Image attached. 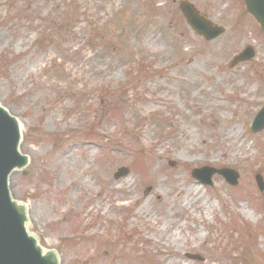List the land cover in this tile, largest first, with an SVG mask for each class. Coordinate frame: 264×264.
Instances as JSON below:
<instances>
[{"label":"rangeland","instance_id":"374dc122","mask_svg":"<svg viewBox=\"0 0 264 264\" xmlns=\"http://www.w3.org/2000/svg\"><path fill=\"white\" fill-rule=\"evenodd\" d=\"M179 1L0 0V104L29 157L9 189L59 264H264V34L242 0H188L225 29L205 42ZM204 165L238 185L199 184Z\"/></svg>","mask_w":264,"mask_h":264},{"label":"water","instance_id":"95a60500","mask_svg":"<svg viewBox=\"0 0 264 264\" xmlns=\"http://www.w3.org/2000/svg\"><path fill=\"white\" fill-rule=\"evenodd\" d=\"M245 5L248 11L256 15L261 29L264 30V14L258 11L262 3H259V0H245ZM180 10L192 30L206 40H211L223 32L220 27L198 14L191 4L182 1ZM252 56V50L248 47L233 58L231 65L249 60ZM263 128L264 107L259 110L251 124V130L255 133ZM20 138L18 120L0 106V264H58L55 251L42 249L36 238L27 231L26 207L13 200L11 191L9 192V175L28 164L27 156L19 151ZM126 172V169L121 168L114 176L118 178ZM191 174L205 185H211V177L214 174L222 175L230 185H236L238 178V174L231 169L216 170L208 167L195 169ZM255 179L262 190L260 176L256 175ZM187 256L201 260L195 255Z\"/></svg>","mask_w":264,"mask_h":264}]
</instances>
